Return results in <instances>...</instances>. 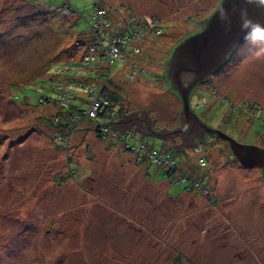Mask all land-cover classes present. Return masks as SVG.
Instances as JSON below:
<instances>
[{
    "label": "rangeland",
    "instance_id": "rangeland-1",
    "mask_svg": "<svg viewBox=\"0 0 264 264\" xmlns=\"http://www.w3.org/2000/svg\"><path fill=\"white\" fill-rule=\"evenodd\" d=\"M70 2L0 0V264H264V174L235 162L233 153L230 159L231 148L218 133L182 151L171 147L170 136L129 130L134 139L168 151L185 175L208 177L206 190L190 192L187 183L173 186L160 178L164 167L139 165L88 119L76 125L66 148L57 147L50 125L59 110L69 113L67 104H57L66 95L92 117L104 111L96 100L90 105L89 94L97 85L112 86L102 78L94 82L92 64L103 73L105 51L94 49L100 42L95 30L80 36L95 3L109 12L110 44L130 18L159 17L164 33L125 43L140 49L113 66L112 78L129 96L126 113L146 107L155 129L181 125L183 103L163 77L166 59L178 38L202 28L219 0ZM81 54L83 67H71ZM72 76L85 88L72 85L69 93L59 85L58 100L39 104L42 95L56 99V81ZM190 105L238 142L264 147V40L237 47L197 86Z\"/></svg>",
    "mask_w": 264,
    "mask_h": 264
},
{
    "label": "water",
    "instance_id": "water-1",
    "mask_svg": "<svg viewBox=\"0 0 264 264\" xmlns=\"http://www.w3.org/2000/svg\"><path fill=\"white\" fill-rule=\"evenodd\" d=\"M219 1L216 9L202 20V28L191 29L185 33L181 38L198 30L180 41L173 48L169 60L166 59L165 70L168 81L171 82L172 90L177 93L183 103L182 109L179 111L181 125L172 129L166 127L155 129L146 107L142 109L141 113L138 112L140 109L126 113V109L122 113V118L112 124L124 132L131 129L135 121H143L146 132L162 138L174 137L177 134L184 135L186 132L194 131L201 134L200 140L206 143V137H203L204 133L216 132L228 142L236 157L235 162L239 161L248 168L258 167L264 174V147L242 144L228 134L211 127L190 105L194 89L222 69L237 47L248 41L245 39V30L242 27L243 20L250 18L252 21L264 25V7L249 2V0ZM242 9L245 10L243 17L241 16ZM181 38H178V41ZM187 143L190 144L189 141L181 142L180 147L183 148Z\"/></svg>",
    "mask_w": 264,
    "mask_h": 264
},
{
    "label": "trees",
    "instance_id": "trees-1",
    "mask_svg": "<svg viewBox=\"0 0 264 264\" xmlns=\"http://www.w3.org/2000/svg\"><path fill=\"white\" fill-rule=\"evenodd\" d=\"M65 1H68V3L70 2V0H64V3H65ZM101 8L107 9L105 7V4L95 3L94 9L92 12V19L89 22V29L85 33H81L80 36L84 35V37H86V35L88 36L89 34H91L89 32L91 30H94L93 29L94 23L97 21L96 18H94V15H95V13L98 12V9L100 10ZM69 10H70V12H72L75 10V7L69 6ZM104 18H105V21L107 23H110V19H109L110 15H109L108 10H106V14H104ZM149 20H151L153 22V25L150 23ZM161 25L162 24H160V22H159V17H157L155 15V17L152 20L150 18V16L147 17V15H145L143 13L141 16L138 14L136 17L130 18L128 21V24H126L123 28H118V33H119V36H121L123 39H126L127 42H132L138 37L143 36V38H144L145 35H143V34L153 33L155 35H158V34L162 35L164 33V29L161 27ZM103 26H104V24L102 25V27ZM139 30H140V32H138ZM197 31H194L192 33H196ZM96 33L98 36V40L100 42L95 44L94 49L95 50L100 49V50L105 51V54L100 55V57L98 55V57L100 60L101 56H103V60L106 61L108 64L106 67L103 68V70H101V71H103V73L102 72L100 73L98 71L99 67H101V66H99V64H98V66H97V63L92 64V65H94L93 73H96V76L94 77V82L95 83L101 82V78H102L105 80H110L112 86L109 87L108 89H106L104 87H101V86L99 87V85H97L95 87L96 89L93 90V92L89 94L91 96L90 105L93 103L94 100H98L100 103L103 104V106H104L103 110L104 111L103 112L99 111L97 113V115H98L97 117H92L90 113L86 112V109H81V108L78 109V107L73 108L72 101L74 98L72 99L71 96H69V98L67 99L68 95H66L65 97H63V99L61 101H59V102L57 101V104L59 106L61 104H67L70 107L69 113L67 112V114L65 115L63 112H61L59 110V112H57L56 116L50 121V125L53 129V134H54L53 141L55 143H57L56 144L57 147L66 148L68 143H69V138L71 137V134H72L73 130L75 129L76 125L79 122H81L82 120L88 119L89 124H92L93 122L96 124V130H97L99 136L105 138L106 140L108 139L109 136H113V138L118 139L122 143L124 150H126L134 158H136V161L139 163V165H140L141 161H148L151 164H154V165H157L160 167H164L163 174H160V178L169 179V181L171 182V185L180 186L182 184V182H184V183H187L185 185V189L190 191V192L193 190H201V189L206 190L207 187L205 186V184L208 182V177H205V176L199 175V174H194V173H191L190 175H187V174L185 175L182 171V168L179 166L180 164H178L175 160L172 159V157L168 151L163 150V149H159V148L155 147L154 145H151V144H149L143 140L138 141L137 139H134V137H133L134 135L131 132H129V130H132V129H127L124 132H121L120 129H117L115 126L114 127L112 126L113 127L112 133H110V131L107 130L109 127H111L112 122H114V121H112L113 119H117V118H120L122 116L121 114L123 113V111L127 109V107H126L127 103L126 102L129 101V96L127 95V92H125L123 87L120 88L116 79L112 78L113 66L118 61H121L124 63L125 61L123 59L129 57L126 55H128L131 51L136 52V48L137 49H140V48L138 46H136L137 45L136 43L135 44H128V46H127L128 50L125 51V54L123 56L124 58L122 57L119 59L110 60L108 53H106V50H105L103 31H97ZM192 33H190V34H192ZM190 34H187L186 36L181 38L177 43L174 44V46L169 51V55L167 57V60H169L173 48L180 41H182L184 38H186ZM80 41H83V42H81L82 45L85 44L83 39H78V42H80ZM85 56H86L85 54H84V56H82V54H81L80 56L75 58L73 60L71 67H73V66H75L76 68L77 67H83V65L85 63V61H84ZM82 57H83V63H81ZM230 57H231V55L229 56V59H230ZM103 60L101 59V61H103ZM91 61L94 62V60H92V59H89L88 62H91ZM101 69H102V67H101ZM93 73H91V75ZM74 76H75V74H74ZM163 77L166 78L167 88L171 91V93L175 94L178 97V99L181 101V99L179 98L177 93L175 91H173L171 88L172 87L171 82L168 81L166 70L163 73ZM59 85H63V86L66 85L65 89H66V91H69V93H70L71 92L70 87L72 85L74 87H78V88H85L86 83L84 81H81V80L80 81L76 80L73 76L71 78L66 79V81L63 83L62 82L57 83V81H56V84L54 85L55 88L53 87L52 89L57 92V98L56 99H48V98L44 97V95H42L40 98L39 104H44L45 101H47V100L52 101V102H55V100H58V98H60V94H61L60 92L61 91L57 90L56 87H58ZM193 93H194V91H193ZM193 93H192V95H193ZM102 97L104 98L103 101H102ZM75 99H77L76 96H75ZM77 101L80 102V100H78V99H77ZM104 103H106V104L104 105ZM90 105L88 106V108L90 107ZM110 109L113 112H115V114H112L113 116L111 115V113H109ZM104 125L107 126V129H105L103 127ZM139 132H141V131H139ZM128 138H133V140L128 141ZM160 138H162V137H160ZM59 140H61L60 144L58 143ZM166 160H168V162ZM170 162H172L173 164H171ZM203 164H205L204 159L200 158L199 165H203ZM145 171H146V173H148L147 170H145ZM74 173H75V171L72 170L71 174H74ZM150 175H153V174L150 173Z\"/></svg>",
    "mask_w": 264,
    "mask_h": 264
},
{
    "label": "built area",
    "instance_id": "built-area-1",
    "mask_svg": "<svg viewBox=\"0 0 264 264\" xmlns=\"http://www.w3.org/2000/svg\"><path fill=\"white\" fill-rule=\"evenodd\" d=\"M69 12H70V10H69ZM104 14H106L105 8H101L100 10L98 9V12L95 13L94 18H96L97 21L94 23L93 29L96 32L97 31H103L105 50H106V53H108L110 60H114L117 56H121L120 58H122L124 56V52L126 50H128L127 49L128 45L125 46V43H127V41H126V39H123L121 36L118 35V37H114L113 42L110 44L111 37H110V34L108 35L109 32L106 31V28L109 26V23H107L105 21ZM149 21L153 25V22L151 20H149ZM103 24H104V26L102 27ZM138 32H140V30ZM106 33H107V35H104ZM114 34H119L118 30H116V31L114 30ZM136 51H139V49L136 48ZM89 59H92V57H90V56L86 57V61H89ZM96 101H97L98 106H99V104H100V106L103 105L98 100H96ZM103 108H104V106L102 107V109ZM91 111L94 115L93 108H91ZM103 127L105 129H107V126L104 125ZM166 161L168 162V160H166ZM170 163L173 164L172 162H170Z\"/></svg>",
    "mask_w": 264,
    "mask_h": 264
},
{
    "label": "flooded vegetation",
    "instance_id": "flooded-vegetation-1",
    "mask_svg": "<svg viewBox=\"0 0 264 264\" xmlns=\"http://www.w3.org/2000/svg\"><path fill=\"white\" fill-rule=\"evenodd\" d=\"M165 81H166V78H165ZM167 82V81H166ZM197 88V87H196ZM195 88V89H196ZM194 89V90H195ZM141 112V111H140ZM149 117H150V119H151V121H152V124H153V126H154V123H155V118H152L150 115H149ZM202 118V117H201ZM212 127V126H211ZM131 129H134V130H138V131H141L142 133H147L146 132V126H145V123L142 121H135V123H133L132 124V126H131ZM214 129V128H213ZM216 130V129H215ZM209 132H205L204 133V135H203V137H207V134H208ZM199 137H201V134H199V133H196V132H194V131H190V132H186L184 135L182 134V135H178V136H174V137H169V138H167V140H172V143H171V147H173V148H175V149H177V150H182V151H184L185 149H186V147L185 146H183V148H181L180 147V145H181V142H185V141H189L190 142V144L189 143H187V145H194V144H196L197 142H199V140H197ZM176 138H179L180 139V141H177V142H175L177 139ZM200 139V138H199ZM186 145V146H187ZM231 152V151H230ZM230 156V159H232V158H235L233 155H232V152H231V154L229 155ZM236 160V159H235ZM234 160V161H235ZM237 163H239V161L237 162ZM240 164V163H239Z\"/></svg>",
    "mask_w": 264,
    "mask_h": 264
},
{
    "label": "clouds",
    "instance_id": "clouds-1",
    "mask_svg": "<svg viewBox=\"0 0 264 264\" xmlns=\"http://www.w3.org/2000/svg\"><path fill=\"white\" fill-rule=\"evenodd\" d=\"M249 2H253L260 7H264V0H249ZM241 16H245V10H241ZM245 35V39L252 41L253 43L264 40V25L259 22H254L250 18H246L243 20L242 24Z\"/></svg>",
    "mask_w": 264,
    "mask_h": 264
}]
</instances>
